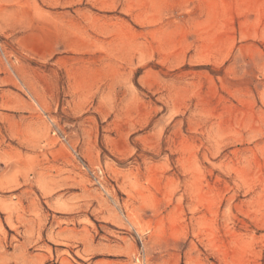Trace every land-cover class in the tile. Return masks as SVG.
Listing matches in <instances>:
<instances>
[{
    "label": "rangeland",
    "instance_id": "obj_1",
    "mask_svg": "<svg viewBox=\"0 0 264 264\" xmlns=\"http://www.w3.org/2000/svg\"><path fill=\"white\" fill-rule=\"evenodd\" d=\"M0 264H264V0H0Z\"/></svg>",
    "mask_w": 264,
    "mask_h": 264
}]
</instances>
